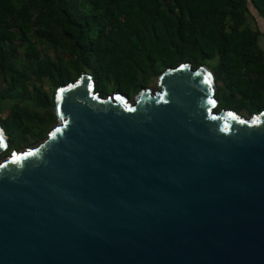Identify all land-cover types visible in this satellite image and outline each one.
I'll list each match as a JSON object with an SVG mask.
<instances>
[{
  "label": "water",
  "instance_id": "1",
  "mask_svg": "<svg viewBox=\"0 0 264 264\" xmlns=\"http://www.w3.org/2000/svg\"><path fill=\"white\" fill-rule=\"evenodd\" d=\"M158 86L58 89L59 123L0 159V264H264V111L216 110L207 66Z\"/></svg>",
  "mask_w": 264,
  "mask_h": 264
},
{
  "label": "trees",
  "instance_id": "2",
  "mask_svg": "<svg viewBox=\"0 0 264 264\" xmlns=\"http://www.w3.org/2000/svg\"><path fill=\"white\" fill-rule=\"evenodd\" d=\"M253 10L264 19V0H0V102L14 99L0 116L7 150L46 138L58 119L56 92L85 72L101 95L132 97L180 63L207 66L216 110L261 113L263 31L251 25Z\"/></svg>",
  "mask_w": 264,
  "mask_h": 264
},
{
  "label": "rangeland",
  "instance_id": "3",
  "mask_svg": "<svg viewBox=\"0 0 264 264\" xmlns=\"http://www.w3.org/2000/svg\"><path fill=\"white\" fill-rule=\"evenodd\" d=\"M253 12L255 13V18L254 19H250V22H251V25L252 26H254V27H256V26H258L260 29H262V31H263V34H262V36L260 37V44L262 45V47L264 48V19L262 18V17H260V16H258L257 14H256V11H254L253 10ZM39 46H40V48L43 50V52L45 53V54H47L48 56H50V57H55V55H56V51L54 50V48H52L51 46H49V45H47L45 42H41L40 44H39ZM35 63V61L34 62H32L29 66H30V69L31 68H33L34 67V64ZM216 83V82H215ZM148 86H150V87H152V88H154V89H158V78H156V79H154ZM216 86H217V84H216ZM44 90L50 95V96H52L53 94H54V92H53V89H52V87L46 82L45 84H44ZM103 95H106L107 93H111V94H114V93H116V91H114L113 89H110V88H108V89H106V90H104L103 91ZM136 95V94H135ZM135 95H133L132 97H129V96H126L125 95V97L124 98H126V102H131L132 101V99H133V97L135 96ZM56 96V95H55ZM13 102H14V99H7V100H4V101H2V102H0V116L1 117H4V116H6L8 113H9V111H10V108H11V106L13 105ZM32 101L31 100H28V98H25L23 101H22V103L23 104H27L28 105V107L29 108H31L32 109V107H31V105H30V103H31ZM244 116H246V117H252V115L251 116H249L248 115V113L247 112H244V114H243ZM59 119H57V121L52 125V128H50L48 131H50L51 129H53V127H55L58 123H59ZM44 139V138H43ZM43 139H36V138H33V137H31V139H30V143L29 144H26V145H23V146H21V147H19V148H17V149H14V148H11L10 150H5L1 155H0V159L1 158H3V157H6V156H8L9 154H11L14 150H21V149H24V148H26V147H28V146H31V145H33V144H36L37 142H39V141H42Z\"/></svg>",
  "mask_w": 264,
  "mask_h": 264
}]
</instances>
